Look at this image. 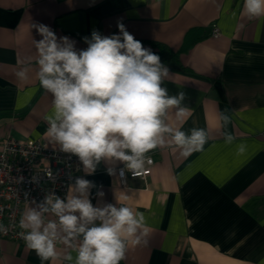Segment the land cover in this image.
I'll use <instances>...</instances> for the list:
<instances>
[{
    "label": "crops",
    "instance_id": "obj_1",
    "mask_svg": "<svg viewBox=\"0 0 264 264\" xmlns=\"http://www.w3.org/2000/svg\"><path fill=\"white\" fill-rule=\"evenodd\" d=\"M118 21L152 52L154 43L168 47L160 56L169 69L162 86L170 96L183 92L188 108L182 118L170 112L168 123L208 137L187 157L167 143L152 150L151 174L129 177L128 186L108 171L123 162L102 160L92 175L82 165L78 177L94 183V206L127 205L145 216L147 235L129 243L120 264H264V16L250 18L244 0H0V149L9 138L59 148L46 135L51 95L34 71L27 81L16 75L36 68L41 37L31 25H46L81 50L93 30L119 34ZM57 251L58 259L43 264H74L73 248L59 244ZM0 264L42 262L25 243L0 239Z\"/></svg>",
    "mask_w": 264,
    "mask_h": 264
},
{
    "label": "clouds",
    "instance_id": "obj_2",
    "mask_svg": "<svg viewBox=\"0 0 264 264\" xmlns=\"http://www.w3.org/2000/svg\"><path fill=\"white\" fill-rule=\"evenodd\" d=\"M244 12L250 18L264 16V0H244ZM31 27L41 37L34 40L36 68L22 67L17 78L27 81L35 72L52 97L46 135L60 151L78 157L86 174H94L103 160L123 162L138 175L151 162L147 154L166 143L184 157L203 149L208 139L204 129L185 132L168 123L172 111L177 118L186 115L184 93L168 94L162 84L169 69L122 22L117 23L119 34L105 36L93 30L90 39L83 38L87 48L81 50L76 41L58 38L46 25ZM221 118L225 125L230 122L227 115ZM232 140L226 134V143ZM244 150V145L238 147L239 152ZM108 171L113 173L111 168ZM93 187L92 181L77 177L64 199L50 192L22 213L19 235L42 264L59 258L58 244L76 251L74 264H120L129 243L139 244L147 235L143 213L127 205L94 206ZM46 213L56 219L46 221ZM0 231H5L3 225ZM64 259L73 261L70 254Z\"/></svg>",
    "mask_w": 264,
    "mask_h": 264
},
{
    "label": "built area",
    "instance_id": "obj_3",
    "mask_svg": "<svg viewBox=\"0 0 264 264\" xmlns=\"http://www.w3.org/2000/svg\"><path fill=\"white\" fill-rule=\"evenodd\" d=\"M213 34L218 35V29ZM147 155L151 162H146L138 175L134 176L124 164L113 168L112 174L123 186H128L129 177L146 179L156 162L151 152ZM81 167L78 157L40 139L20 141L9 138L3 141L0 149V225L5 231H0V239L25 243L19 235L24 207L43 202L50 192L64 199Z\"/></svg>",
    "mask_w": 264,
    "mask_h": 264
},
{
    "label": "trees",
    "instance_id": "obj_4",
    "mask_svg": "<svg viewBox=\"0 0 264 264\" xmlns=\"http://www.w3.org/2000/svg\"><path fill=\"white\" fill-rule=\"evenodd\" d=\"M154 48H156L157 50L153 51V53L159 55V57L169 51L168 47L164 44H161V43H154Z\"/></svg>",
    "mask_w": 264,
    "mask_h": 264
}]
</instances>
